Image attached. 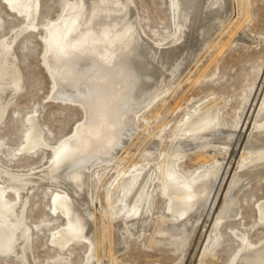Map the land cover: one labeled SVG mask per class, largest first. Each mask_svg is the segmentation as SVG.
<instances>
[{"label": "bare ground", "instance_id": "bare-ground-1", "mask_svg": "<svg viewBox=\"0 0 264 264\" xmlns=\"http://www.w3.org/2000/svg\"><path fill=\"white\" fill-rule=\"evenodd\" d=\"M3 1L27 18L22 32L37 28L39 0ZM171 3L175 31L171 42L176 45H168L170 48L166 49L154 46L149 37L147 39L133 0L68 2L59 19L44 27L43 39L48 53L45 60L54 80L51 98L77 104L84 109L86 120L78 123L68 138L51 146L49 165L42 170H32L36 175L34 180L0 169V254L16 256L24 264H34L31 229L25 215L28 200L22 199V193L30 183H33L30 187L36 188L46 180L53 183V187L47 189L55 188L53 212L66 220L62 228L53 232L52 243L65 249L71 243L87 242L91 249L88 258L93 256L94 248L101 242L90 234L92 223L87 214L92 200L91 186H88L92 170L121 157L137 132L136 121L141 112L164 89L182 80L192 61L208 47L216 33L220 34L233 11V0H171ZM18 31L11 38L0 41V123L21 88L22 75L13 49ZM192 39L197 42L192 44ZM216 107L201 109L179 128L187 137L174 139V150L167 155L169 158L160 165L158 172L149 166L126 175L116 185L110 203L117 209L108 221L112 241L116 228L125 229L122 232L129 237L145 228L151 212L150 191L159 180L166 186L170 210L175 217L169 226L164 223L167 227L162 228L165 235L161 237L177 248L186 245L194 221L206 210L221 166L188 178L178 173L173 164L181 152L218 142L229 144L227 140L234 133L223 127ZM257 121L264 122V110L260 111ZM31 122V136L22 152L48 146L40 126L34 118ZM248 141L240 171L233 174L222 210L214 223L210 247L218 241L217 229L222 220L238 213L239 209L234 210L238 190L253 180L264 178V152L256 156L253 152L254 142L264 147V131L252 133ZM227 174L228 168L223 182ZM222 186L223 183L218 186L219 192ZM259 211L264 223V202L259 205ZM238 237L243 249L235 264H264V242L253 245L246 234H238Z\"/></svg>", "mask_w": 264, "mask_h": 264}, {"label": "rangeland", "instance_id": "rangeland-1", "mask_svg": "<svg viewBox=\"0 0 264 264\" xmlns=\"http://www.w3.org/2000/svg\"><path fill=\"white\" fill-rule=\"evenodd\" d=\"M39 1L37 28L22 32L27 18L0 0V41L11 38L19 30L13 49L22 75L20 91L0 123V169L30 180L36 176L32 170H42L49 165L52 147L72 135L78 123L86 120L84 109L77 104L51 98L54 80L46 65L48 53L43 39L44 27L58 20L68 2L75 0ZM133 7L140 26L154 46L166 49L176 45L171 42L175 36L171 0H133ZM232 10L228 23L209 41L205 52L192 61L182 80L164 89L141 112L136 121L137 135L132 137L122 158L92 170L88 184L92 200L87 214L93 227L90 234L101 242L94 248L97 252L94 251L92 257L88 258L91 249L87 242L71 243L65 249L52 243L53 232L66 223L61 214L53 212L55 188L47 189L53 183L46 180L47 184L44 182L36 188L30 187L33 183L29 184L22 199L28 200L25 215L31 229L34 264H235L243 249L238 234H246L253 245L264 242V223L259 211V205L264 202V178H261L238 190L234 209H239L238 213L222 220L217 229L218 241L210 247L214 223L222 210L232 176L240 171L249 137L264 131V122L257 121L260 111L264 110V0H233ZM154 41L165 44L158 46ZM196 42L194 39L192 44ZM215 105L223 127L234 133L227 140L229 144L218 142L181 152L173 164L178 173L188 178L221 166L206 210L194 221L186 245L177 248L161 237L165 235L163 229L175 217L170 210L166 186L159 180L150 191L151 212L145 228L130 237L122 232L125 229L116 228L115 244L109 236L108 221L117 209L110 203L116 185L126 175L149 166L158 172L174 150V139L187 137L179 128L201 109ZM32 117L42 129L48 146L22 152L31 136ZM259 145L254 142V156L264 152V147ZM1 181L0 178V184ZM0 264L24 263L16 256L0 254Z\"/></svg>", "mask_w": 264, "mask_h": 264}]
</instances>
